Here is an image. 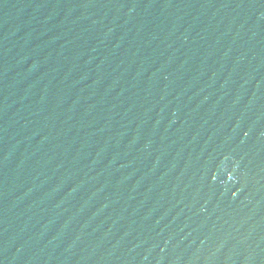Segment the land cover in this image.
I'll list each match as a JSON object with an SVG mask.
<instances>
[{"label": "water", "instance_id": "95a60500", "mask_svg": "<svg viewBox=\"0 0 264 264\" xmlns=\"http://www.w3.org/2000/svg\"><path fill=\"white\" fill-rule=\"evenodd\" d=\"M0 264H38L29 0H0Z\"/></svg>", "mask_w": 264, "mask_h": 264}]
</instances>
